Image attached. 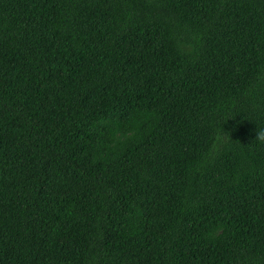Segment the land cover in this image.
I'll return each mask as SVG.
<instances>
[{
  "label": "trees",
  "instance_id": "16d2710c",
  "mask_svg": "<svg viewBox=\"0 0 264 264\" xmlns=\"http://www.w3.org/2000/svg\"><path fill=\"white\" fill-rule=\"evenodd\" d=\"M29 1L0 0V66L11 82L0 85V264H153V238L162 243L157 264H189V235L214 255L204 264H264V0H57L52 19L38 17L48 42L79 37L95 19L86 80L111 81L96 113L82 111L99 136L75 181L93 195L72 199L42 231L30 225L46 197L22 167L25 155L47 153L32 99L56 105L70 89L41 53ZM127 34L146 53L133 74ZM174 88V110L154 104ZM5 122L16 131L13 150ZM121 181L146 182L166 205L134 207L112 241Z\"/></svg>",
  "mask_w": 264,
  "mask_h": 264
},
{
  "label": "rangeland",
  "instance_id": "374dc122",
  "mask_svg": "<svg viewBox=\"0 0 264 264\" xmlns=\"http://www.w3.org/2000/svg\"><path fill=\"white\" fill-rule=\"evenodd\" d=\"M57 0H31L27 3L28 21L38 32V44L44 58L47 59L48 67L60 71L66 81L67 92H63L56 105H51L42 94L36 95L32 101L35 105L38 125L41 136L46 144V155L38 157L35 155L24 156L26 161H22L23 176L27 178L29 174L30 182L34 188L46 197V204L41 206L43 213L36 211L32 215L30 226L42 231L43 225L56 221L62 210H67L71 200L75 197L80 199L92 196L93 192L88 184L83 181H75V175L80 177V171L89 166L88 157L82 156L90 145H94L99 134L91 131L85 126L86 111L90 115L96 113V108L110 94L111 81L94 88L87 82L86 49L97 33L96 20L85 21L81 27L80 36L72 40H57L48 42L44 25L37 24L38 17L52 19L59 10ZM35 15V18L33 16ZM37 24V25H36ZM121 45L125 52L130 73L133 74L144 62L146 53L142 52V44L131 34H127L121 39ZM128 69V68H127ZM0 85L5 89H11L10 79L0 66ZM154 104L164 109L166 107L174 110L178 105V89H170L154 94ZM9 123L1 124V129L5 131L4 140L8 149L13 150V144L9 142L11 136L16 135ZM150 146L149 142L140 145L137 155H143ZM73 163V164H71ZM79 167V168H78ZM116 203L114 206V220L117 223L111 230L110 238L116 241L120 237L118 223L120 218L134 207L147 208L148 210L166 205L164 196L160 192L153 191L146 182L129 183L119 182L115 193ZM147 210V211H148ZM192 235L188 236L186 251L183 259L189 264H204L205 261L214 259V255L191 241ZM53 243L54 240L48 241ZM162 243L153 238L151 244L145 249L153 264H157V258L161 252Z\"/></svg>",
  "mask_w": 264,
  "mask_h": 264
},
{
  "label": "clouds",
  "instance_id": "9594fccd",
  "mask_svg": "<svg viewBox=\"0 0 264 264\" xmlns=\"http://www.w3.org/2000/svg\"><path fill=\"white\" fill-rule=\"evenodd\" d=\"M257 139L260 141H264V132H258L257 133Z\"/></svg>",
  "mask_w": 264,
  "mask_h": 264
}]
</instances>
